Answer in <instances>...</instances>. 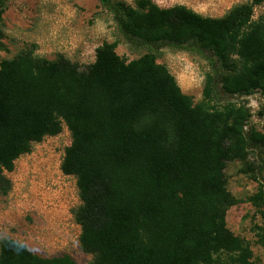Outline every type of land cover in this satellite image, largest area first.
Instances as JSON below:
<instances>
[{
	"label": "trees",
	"instance_id": "trees-1",
	"mask_svg": "<svg viewBox=\"0 0 264 264\" xmlns=\"http://www.w3.org/2000/svg\"><path fill=\"white\" fill-rule=\"evenodd\" d=\"M8 1L0 0V23ZM98 1L128 47L142 52L126 61L116 40L103 41L84 69L63 54L48 59L33 49L1 60L0 193L10 189L5 172L15 160L65 126L71 141L60 170L76 179L81 203L73 216L90 264H251L249 243L227 227L226 211L237 200L224 170L254 152L258 188L249 201L264 208V132L245 129L247 101L226 98L264 95V19L252 20L264 0L235 5L222 17L184 4ZM163 48L209 64L201 100L158 62ZM0 264L78 262L4 238Z\"/></svg>",
	"mask_w": 264,
	"mask_h": 264
},
{
	"label": "rangeland",
	"instance_id": "rangeland-1",
	"mask_svg": "<svg viewBox=\"0 0 264 264\" xmlns=\"http://www.w3.org/2000/svg\"><path fill=\"white\" fill-rule=\"evenodd\" d=\"M133 3L134 0H123ZM162 7L184 4L210 17H222L233 6L250 0H153ZM0 23V61L13 58L24 49L54 59L63 54L80 69L94 61V50L103 41H117L116 52L124 60L139 57L142 51L128 47L111 18L98 0H9ZM264 19V2L256 5L252 20ZM173 74L182 91L195 102L202 99L204 79L209 64L199 55L163 48L157 54ZM233 59L236 57L233 55ZM247 106L257 103L256 127L264 132V95L252 93L239 99ZM217 108L222 104L210 105ZM71 136L63 126L56 136H46L32 143L28 153L14 162V169L5 172L10 180L7 194L0 193V242L13 238L26 244L40 256L70 255L78 264H90L91 256L82 251L78 236L80 226L73 211L81 201L74 176L65 175L60 163ZM256 162L250 152L245 162L229 161L225 167L227 189L237 202L226 211L227 227L244 238L252 250L251 264H264V245L258 243V227L264 228V208H256L249 197L258 183L251 170Z\"/></svg>",
	"mask_w": 264,
	"mask_h": 264
},
{
	"label": "built area",
	"instance_id": "built-area-1",
	"mask_svg": "<svg viewBox=\"0 0 264 264\" xmlns=\"http://www.w3.org/2000/svg\"><path fill=\"white\" fill-rule=\"evenodd\" d=\"M248 96H250V95H248ZM249 109H250V114H251V116H250V120H249V122L245 125V129H247L249 126H254L256 129H258L257 127H256V125L254 124L255 122V120L254 121H252V118L254 119H256V117H257V111L259 110V106H258V104L257 103H255V104H249ZM66 128V127H65ZM67 129V128H66ZM259 130V129H258ZM58 135V134H57ZM56 136V135H55Z\"/></svg>",
	"mask_w": 264,
	"mask_h": 264
}]
</instances>
